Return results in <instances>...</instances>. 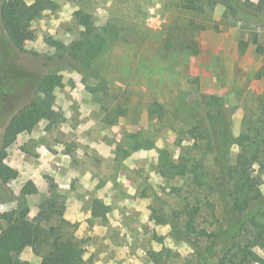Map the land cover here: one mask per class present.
Here are the masks:
<instances>
[{
    "label": "rangeland",
    "instance_id": "rangeland-1",
    "mask_svg": "<svg viewBox=\"0 0 264 264\" xmlns=\"http://www.w3.org/2000/svg\"><path fill=\"white\" fill-rule=\"evenodd\" d=\"M56 1L58 9L34 21L25 50L9 40L0 15V231L14 218L16 195L26 194L33 217L54 206L56 191L65 217L86 239L87 264H215L238 227L246 222L251 236L256 223L254 209L223 218L232 181L226 183L222 166L234 163L240 134L257 126L264 132V14L237 17L220 0L204 1V11L182 0ZM65 4L91 13L105 34V51L89 66L69 53L82 25L76 10L61 20ZM48 73L64 78L53 93L55 115L30 132L15 129L12 115ZM101 80L106 88L90 93L86 86ZM146 140L153 146L136 147ZM163 149L175 161L202 164L211 187H198L192 174L163 176ZM260 149L253 171L264 192V141ZM198 198V227L207 233L190 241L175 212ZM184 245L190 251L182 252ZM257 247L264 251V235ZM21 258L41 260L30 246Z\"/></svg>",
    "mask_w": 264,
    "mask_h": 264
},
{
    "label": "trees",
    "instance_id": "trees-1",
    "mask_svg": "<svg viewBox=\"0 0 264 264\" xmlns=\"http://www.w3.org/2000/svg\"><path fill=\"white\" fill-rule=\"evenodd\" d=\"M207 0H182L181 4L192 10L204 11ZM225 7L237 17L264 14V0H220ZM59 4L56 0H2L0 7L1 21L5 33L12 44L20 50H25L27 41L35 38L33 23L47 11H55ZM75 17L83 26L81 38L73 41L69 46L70 55L84 65H91L105 51V34L95 24L92 14L78 9ZM63 45V44H60ZM64 85L63 75L48 73L38 84L37 93L31 101L14 113L10 125L19 131L30 132L42 117L52 118L55 115L53 107V93L56 88ZM90 93H97L106 88L105 80L96 85L86 86ZM212 125L206 128L205 137L208 142L214 141V118ZM210 121V120H208ZM259 122H264V114L259 115ZM200 124V122H198ZM264 141V132L260 126L239 136V151L233 164L222 166L228 188V199L224 200L223 218L233 219L254 209L251 236L247 234L248 224L242 223L232 237L230 244L218 254L215 264H264V257L254 251L260 236L264 235V208L260 204L264 199V192L256 183L253 165L259 161L260 145ZM151 140L137 141L136 147L150 148ZM6 152L0 154V171L6 169L3 162ZM159 169L163 176L184 177L192 174L193 181L198 187L209 185L207 173L202 164L180 157L175 161L168 150L160 151ZM261 163V161H260ZM209 175V174H208ZM211 187V185H209ZM53 190V189H52ZM54 204L47 211H39L30 216L31 207L25 193L15 196L17 206L14 218L0 231V243L4 250L0 255V264H28L21 258V253L28 246L40 256L38 264H87L84 258L87 251L86 239L76 234L78 223L65 217L66 202L62 193L53 191L51 194ZM202 209V199L193 201L186 199L183 206L175 214L183 222L186 235L193 241L192 235L197 237L206 235L204 228L198 227V216ZM3 213L0 209V220Z\"/></svg>",
    "mask_w": 264,
    "mask_h": 264
},
{
    "label": "clouds",
    "instance_id": "clouds-1",
    "mask_svg": "<svg viewBox=\"0 0 264 264\" xmlns=\"http://www.w3.org/2000/svg\"><path fill=\"white\" fill-rule=\"evenodd\" d=\"M29 3H32L33 0H28ZM76 9L74 8H71L69 7L67 4L64 5V11H61L60 12V18L61 20H69L71 19V16H70V13L75 11ZM223 7H218L217 10H216V15L219 16L221 12H223ZM41 24H43V21H41ZM53 24H58V21H56L55 19H53ZM81 30H83V26H81ZM51 31V30H50ZM39 42V41H37ZM67 42V41H66ZM26 44H31L30 41H27ZM254 167H256V165H254ZM168 230V226H165L164 229H161V232L163 233L164 231H167ZM166 243L172 247V242H171V239H168L166 240ZM154 248L159 251L160 249V245L158 244H155L154 243ZM182 252L187 250V251H190V249H188L187 245H184L181 249H180ZM254 251L258 252L261 256H264V251H261L258 247L254 249ZM85 259H87V254H85L84 256Z\"/></svg>",
    "mask_w": 264,
    "mask_h": 264
}]
</instances>
